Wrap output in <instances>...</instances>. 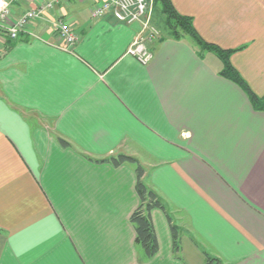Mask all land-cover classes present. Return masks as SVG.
I'll return each mask as SVG.
<instances>
[{"label":"crops","instance_id":"crops-1","mask_svg":"<svg viewBox=\"0 0 264 264\" xmlns=\"http://www.w3.org/2000/svg\"><path fill=\"white\" fill-rule=\"evenodd\" d=\"M9 1L12 19L53 7L0 33V264H264V109L221 59L166 35L143 64L128 53L141 25L93 17L94 0ZM171 2L264 98V0ZM119 153L186 219L178 254L158 208V253L138 247L135 166L96 161Z\"/></svg>","mask_w":264,"mask_h":264},{"label":"trees","instance_id":"trees-1","mask_svg":"<svg viewBox=\"0 0 264 264\" xmlns=\"http://www.w3.org/2000/svg\"><path fill=\"white\" fill-rule=\"evenodd\" d=\"M155 3H160L162 5V11L166 15L168 36L177 40L188 36L201 50L214 52L223 62V68L220 74L237 83L247 93L255 108L264 109V98H260L253 92L241 74L231 64L230 55L233 50H225L216 44L206 41L195 29L192 17L180 14L171 0H155ZM60 142L64 146L69 145V143L62 138H60ZM96 161L100 163L108 162L115 166L124 163H131L135 166V172L137 174L136 191L140 198V204L131 214L130 221L135 228L136 243L142 250L145 258L150 259L159 251V242L151 216L152 210L156 208L163 210L167 215L172 232L173 249L174 252L178 254L181 251L180 228L174 223L172 217L167 212L166 205L162 198L143 180L145 169L140 161L133 156L123 153ZM212 262V258L207 255L206 263L210 264Z\"/></svg>","mask_w":264,"mask_h":264},{"label":"built area","instance_id":"built-area-1","mask_svg":"<svg viewBox=\"0 0 264 264\" xmlns=\"http://www.w3.org/2000/svg\"><path fill=\"white\" fill-rule=\"evenodd\" d=\"M151 2L152 0H94L92 8V15L95 18L111 15L120 22L141 25V30L128 53L143 64H148L154 57V52L148 46L149 43L155 41L157 33L154 26L149 25V19H147ZM10 6L9 0H0V33L9 39H17L22 31L27 30L34 21L42 18L47 9L53 7V3L31 8L16 19H12ZM58 29L65 47L71 49L78 41L77 32L66 22H60Z\"/></svg>","mask_w":264,"mask_h":264},{"label":"rangeland","instance_id":"rangeland-1","mask_svg":"<svg viewBox=\"0 0 264 264\" xmlns=\"http://www.w3.org/2000/svg\"><path fill=\"white\" fill-rule=\"evenodd\" d=\"M147 19H149V25L154 26V28L157 30V33H156L155 38H154L155 41L165 37L166 35H169V33L166 29V15L162 11V5L160 3H155V0H152L151 4L149 6ZM146 33H148V32H146ZM186 37L189 40L193 41L190 37H188V36H186ZM193 43L196 45V43L194 41H193ZM212 53H214V52H212ZM173 217H174V220H176V222L178 223L177 226H179V228H180V235L182 234L181 239H182L183 235L185 236L187 233L190 234L191 231H190V228H189V225H188L186 219L181 214L176 213V212L173 213Z\"/></svg>","mask_w":264,"mask_h":264}]
</instances>
